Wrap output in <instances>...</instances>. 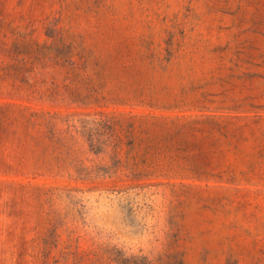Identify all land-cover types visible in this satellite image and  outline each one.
I'll use <instances>...</instances> for the list:
<instances>
[{
    "label": "rangeland",
    "instance_id": "rangeland-1",
    "mask_svg": "<svg viewBox=\"0 0 264 264\" xmlns=\"http://www.w3.org/2000/svg\"><path fill=\"white\" fill-rule=\"evenodd\" d=\"M0 264H264V0H0Z\"/></svg>",
    "mask_w": 264,
    "mask_h": 264
}]
</instances>
